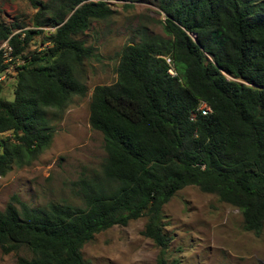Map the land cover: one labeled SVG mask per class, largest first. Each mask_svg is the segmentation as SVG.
Here are the masks:
<instances>
[{
    "label": "trees",
    "instance_id": "trees-1",
    "mask_svg": "<svg viewBox=\"0 0 264 264\" xmlns=\"http://www.w3.org/2000/svg\"><path fill=\"white\" fill-rule=\"evenodd\" d=\"M38 10L34 28L15 34L0 20L16 67L14 99L0 80V178L48 148L54 117L75 97L95 49L80 38L94 21L110 19L108 0H28ZM167 38L141 30L126 45L117 80L96 86L89 123L104 137L100 171L78 182L83 207L49 204L32 209L13 196L0 211V249L31 254L18 264H90L83 248L113 227L147 219L142 236L167 264L164 207L195 186L239 210L244 230L264 229V4L262 0H160ZM55 31L43 51L26 54L44 28ZM166 57L173 60L170 76ZM0 51V79L8 65ZM200 101L213 112L190 119Z\"/></svg>",
    "mask_w": 264,
    "mask_h": 264
},
{
    "label": "rangeland",
    "instance_id": "rangeland-1",
    "mask_svg": "<svg viewBox=\"0 0 264 264\" xmlns=\"http://www.w3.org/2000/svg\"><path fill=\"white\" fill-rule=\"evenodd\" d=\"M106 2L113 16L94 21L80 38L95 49L97 56L85 63L81 75L86 97H75L61 117L48 111L53 126L51 144L30 165L15 167L0 178V211L6 209L13 196H19L32 209L49 204L83 207L77 184L81 178L96 175L107 156L103 135L92 130L89 123L93 90L116 82L120 54L126 45L140 41L142 29L149 35L168 37L160 0ZM37 12L28 0H0V20L15 34L33 29ZM51 29L44 28V35L33 39L26 54L45 50L48 44L41 42L50 36ZM4 43L0 42V49ZM3 86V97L13 100L15 77L9 76ZM163 213L165 232L171 238L164 255L167 264H264V229L259 235L246 232L241 212L220 202L217 196L195 186L187 187L176 194ZM146 223L147 219L142 218L127 227L116 226L98 234L83 248V257L90 264H157L161 249L142 236ZM21 257L30 259L31 254L25 250L4 254L0 249V264H18Z\"/></svg>",
    "mask_w": 264,
    "mask_h": 264
},
{
    "label": "built area",
    "instance_id": "built-area-1",
    "mask_svg": "<svg viewBox=\"0 0 264 264\" xmlns=\"http://www.w3.org/2000/svg\"><path fill=\"white\" fill-rule=\"evenodd\" d=\"M52 32L55 31V28L51 29ZM0 51L4 52L5 55V64L8 65V68L6 69L5 73L3 74V76L1 77V81H5L9 76H16L17 71H16V67H18V62H20V60H16V63H12L13 57L11 56V52H12V48L9 45L8 41H6L3 45V47L0 49ZM166 63L168 64L169 70L168 73L170 74V76L172 77H176L177 76V72L174 68V63L173 60L170 57H166L164 58ZM213 112L211 106L205 102V101H200L198 108L196 109V111L191 113L190 119L192 121H195L198 115H203V116H208Z\"/></svg>",
    "mask_w": 264,
    "mask_h": 264
}]
</instances>
